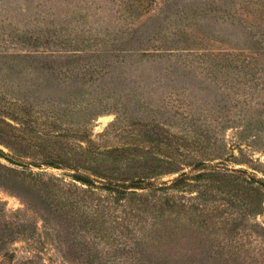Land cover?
<instances>
[{"label": "rangeland", "instance_id": "obj_1", "mask_svg": "<svg viewBox=\"0 0 264 264\" xmlns=\"http://www.w3.org/2000/svg\"><path fill=\"white\" fill-rule=\"evenodd\" d=\"M122 1L0 0V264H264V0Z\"/></svg>", "mask_w": 264, "mask_h": 264}, {"label": "trees", "instance_id": "obj_2", "mask_svg": "<svg viewBox=\"0 0 264 264\" xmlns=\"http://www.w3.org/2000/svg\"><path fill=\"white\" fill-rule=\"evenodd\" d=\"M136 1H137V3H135V1L123 0L122 1V11H121L119 17L120 18L124 17V20L130 21L129 19L131 17H133L134 14H136V11H138L139 9H140V11H144V10L148 11L149 6L152 4V2H150L148 0H136ZM116 12H117V10H116ZM176 14H178V13H176ZM183 16L185 17V15H183ZM181 19L182 18L180 17L179 20H181ZM179 25L182 26V28H183V30L182 29L179 30V34L185 33V35H187L188 38L191 36V33L193 32V30H196L197 28H199L196 26V24L194 22H191V21H184L183 23L179 22ZM129 30L126 27H125V29H121L120 31H119V29L116 30V32H117L116 35H119V38H116V39L113 38L112 39V42H114L112 47H118V45L121 47L123 45L122 42H124L125 45L128 43H132V42L136 43V41L140 43L139 38L142 37V35H137L138 37H136L135 32H131ZM55 33H56V31H54V33H53L54 37H55ZM254 37L255 36L251 35V38H254ZM39 40H40V37L36 36L31 40V43L38 42ZM243 45L244 46H240V48H238L241 53H244V55L242 54V59L241 58L237 59L235 66L232 64L231 61H229L230 58H227L226 60L224 59L220 63L221 69L227 70V71L233 70L236 72L237 76L242 81L248 80L249 83H252L253 80H252L251 74H256V75L257 74H261V75L264 74V63L262 64L260 62V57L264 58V49L263 48H254L252 46L250 47V46H248L249 44H243ZM209 73H212L210 69H209ZM262 114H263V112H261V113L257 112L256 113V115L259 117H261ZM253 119H254L253 113L249 112L248 113V119H247L249 122L244 127V129H242V130H244V132L240 133L241 136H243L245 138H246V136H248V133H250V131H251L249 126L252 125ZM260 121H262V125L260 126V130L264 131V118L260 119ZM200 136L204 137V139H206L205 141L207 143H210V141L212 140V134L206 133L204 131L203 134H197V137H195L196 143H198L200 141ZM156 142H157V140L154 141V143H156ZM224 149H225V147L220 146L219 153H221L222 155H225ZM0 157H5L4 154H2V152H0ZM6 159L8 162H10V163L12 162L11 159H9V158H6ZM47 165L50 167H57L52 162L48 163ZM203 177L211 178L212 182L217 181V182L223 183V184H225L226 187L227 186L239 187V185L237 186L234 184V182H236V181L234 180V176L231 174L207 173V172H201L198 174V178L202 179ZM235 178H237V177H235ZM74 179L76 181H78L79 183L84 184L86 186L94 185L92 180H90L88 177L83 176V175H74ZM182 183H184L183 179L176 180L170 186H166L165 188H163V190L166 191L169 189H174ZM100 188L102 190H104L105 192H109L111 194L125 196L127 194V190L132 188V187L129 185L109 184V185H105V186H100ZM246 190H250V189L246 188ZM256 191H254V192H256ZM186 258L190 259L189 260L190 263L194 259L193 256H187ZM202 260H204L205 264H219L220 263L216 260V256H211V255L203 258ZM176 262L181 263V261H179V259Z\"/></svg>", "mask_w": 264, "mask_h": 264}]
</instances>
